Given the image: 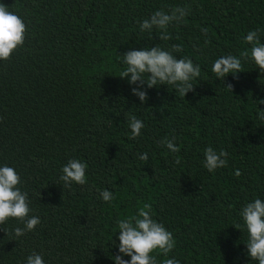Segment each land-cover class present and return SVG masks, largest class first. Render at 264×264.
Segmentation results:
<instances>
[{"label": "trees", "instance_id": "16d2710c", "mask_svg": "<svg viewBox=\"0 0 264 264\" xmlns=\"http://www.w3.org/2000/svg\"><path fill=\"white\" fill-rule=\"evenodd\" d=\"M27 25L24 45L0 61V166L13 167L28 193L35 230L16 238L20 221L0 226V264H26L33 252L44 264H114L117 222L144 204L170 231L180 264H258L247 256L240 216L264 200V74L242 60V72L218 79L214 61L250 49L258 30L264 43V0H0ZM186 6L168 28L141 32L139 23L160 9ZM206 29V31H203ZM188 57L201 69L194 90L181 97L172 85L147 89L141 103L120 78V56L158 46ZM231 84L232 91L225 86ZM146 87V86H145ZM143 121L131 139L128 116ZM175 137L179 152L160 141ZM228 153L209 172L204 150ZM148 153V160L138 158ZM71 158L87 164L86 183L62 188ZM179 160V163L176 161ZM239 171L240 175H236ZM110 190L113 199L99 197ZM239 224L237 229L234 225ZM156 256L158 264L165 259ZM124 259L130 260L125 256Z\"/></svg>", "mask_w": 264, "mask_h": 264}, {"label": "clouds", "instance_id": "9594fccd", "mask_svg": "<svg viewBox=\"0 0 264 264\" xmlns=\"http://www.w3.org/2000/svg\"><path fill=\"white\" fill-rule=\"evenodd\" d=\"M190 9L186 6H176L165 11L163 9L153 12L149 18L139 23L141 32L151 33L153 29L159 31L160 40H168V28L173 23H180L189 14ZM203 31H206L204 29ZM27 25L16 13L9 10L8 6L0 3V61H8L12 54L24 45L26 39ZM250 49H245L239 56L225 55L217 58L211 71L218 79L228 74L242 72V60H251L255 63L261 74H264V43L259 39L258 30L249 31L244 37ZM182 51L179 45H173L172 49L165 50L158 46L144 47L139 50H128L121 54L122 62L126 69L119 76L129 78L130 85H136L131 89L132 95L137 96L143 104L148 100L147 89L157 85H172L181 96L194 90L192 81L200 76L201 69L188 57L174 55ZM146 86V87H145ZM226 88L232 91L233 86L227 84ZM264 104V100L258 101ZM258 118L264 120V109L258 108ZM128 127L131 130V139L141 134L144 127L143 121L135 115H129ZM167 149L176 153L180 149L175 144V137H165L160 141ZM228 153L225 150L217 152L212 147L204 150L203 166L214 172L217 168L227 165ZM138 158L148 160V153L139 154ZM179 163V160L176 161ZM87 164L77 158H71L61 169L59 179L63 182L62 188L71 189L75 183L84 185L86 183ZM236 175H240L239 171ZM21 177L13 167L0 166V226L5 225L9 219L20 221L23 227H15L12 233L16 238L23 236L26 232L35 230L40 224V218L30 215L28 193L20 188ZM99 197L110 202L114 197L110 190H103ZM151 205L144 204L134 216L120 219L118 227V252L113 256L114 264H158L153 253L163 255L165 259L162 264H180L175 258H167L168 254L175 248V240L170 231L162 223L157 222L151 215ZM240 216L243 226L247 230L248 239L245 243L247 256L258 264H264V200L255 198L246 203ZM240 229V225H234ZM5 233V229L2 228ZM8 234V233H6ZM130 257V260L124 257ZM26 264H44L43 256L33 252L26 258Z\"/></svg>", "mask_w": 264, "mask_h": 264}]
</instances>
